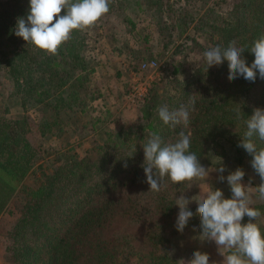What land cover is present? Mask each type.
<instances>
[{"label":"trees","instance_id":"obj_1","mask_svg":"<svg viewBox=\"0 0 264 264\" xmlns=\"http://www.w3.org/2000/svg\"><path fill=\"white\" fill-rule=\"evenodd\" d=\"M181 1L0 0V222L11 219L10 263L177 264L170 252L180 232L229 227L221 202L195 198L202 173L236 183L250 171L264 193V0H237L224 13L208 0H194L201 12ZM114 2L134 14L151 9L163 49L174 54L190 39L196 64L184 73L165 66L161 90L154 84L138 114L114 129L90 116L98 163L69 155L36 183L29 175L41 167L42 141L67 148L76 132L67 127L91 111L98 63L89 34ZM123 20L134 30V18ZM262 214L264 203L252 202L237 228L260 249L264 224L253 221Z\"/></svg>","mask_w":264,"mask_h":264},{"label":"rangeland","instance_id":"obj_2","mask_svg":"<svg viewBox=\"0 0 264 264\" xmlns=\"http://www.w3.org/2000/svg\"><path fill=\"white\" fill-rule=\"evenodd\" d=\"M236 1L208 0V4L212 5L217 13H224ZM181 2L186 4L185 0ZM188 2L190 3L189 7L194 12H201L205 8L201 1L191 0ZM114 5L111 7V11L103 9L101 14L98 13L94 16V26L89 34L90 52L96 57L98 63L93 77L92 91L95 98L91 103L93 105L91 111L88 112L89 115L83 116L78 113L76 120H72L67 127L69 133L76 131L67 139V143H69L67 148H64L61 140L56 138H48L42 141L37 162L40 163L41 167H37L35 172L29 175V179L36 183L52 174L53 170L63 161H66L69 155H75L83 164H90V167L92 164L98 163L100 153L95 149L89 117L100 116L104 129H114L118 123L133 119L138 114L140 103L148 95L154 84L155 87L159 88L158 91L161 90L159 80H156L163 74L164 70L151 65L143 69L141 68L143 62L151 63L154 61L157 65L164 64L168 73L174 67L180 68L179 73H184L196 64L199 55L190 39L184 41L183 37L179 38L176 43L184 41V44L180 49L175 50L174 54V49L171 47L168 50L163 49V42L160 39L161 36L158 35L159 31L155 26V17L151 9L145 6L143 9L145 11L134 14L129 8L123 11V7H117V2H114ZM125 14L136 20L134 30H131L130 26L123 20ZM145 35L148 37L146 38ZM154 81L156 82L153 83ZM134 87L140 93L143 92V96L138 98V92L134 89L135 93L129 98V92ZM1 101L2 98L0 97V104ZM29 115L33 118L37 117L34 111H30ZM81 123H86V127L81 128ZM82 134L83 137L81 138ZM100 141H102V137ZM224 173L227 174V172ZM201 175V185L195 186L193 190L195 198L196 196L200 198L201 195H207L221 202L220 206L224 210L221 214L229 227L218 233L220 236L219 247L223 250L233 249L236 251L234 256L228 254L230 259L224 264H264V249H260L258 245H248V241L237 237L239 218L250 210L252 202L264 203V193L261 195L257 193L256 185L250 183L252 173L245 171L244 175L247 179L239 176L236 183L228 180L222 181L220 174L218 175V171L214 169H209ZM228 175L231 176L232 174ZM235 177V175L231 176L232 179ZM262 188L264 190V186ZM14 210L15 214L19 213L16 206H14ZM7 216L4 213L0 222V264H13L8 261L5 253L6 237L4 236L3 225H7L11 220L7 219ZM253 223L263 225L264 214L259 215ZM197 231L193 227L180 232L178 236L173 238L170 254L177 261V264L182 257L181 248L191 245L192 236ZM186 253L190 256L189 252Z\"/></svg>","mask_w":264,"mask_h":264},{"label":"crops","instance_id":"obj_3","mask_svg":"<svg viewBox=\"0 0 264 264\" xmlns=\"http://www.w3.org/2000/svg\"><path fill=\"white\" fill-rule=\"evenodd\" d=\"M222 211H224L223 208H221V213ZM219 237V234H201L197 231L192 236L191 245L181 248L182 257L178 264H224L230 258L226 253L227 250L219 247ZM186 252H189L190 256Z\"/></svg>","mask_w":264,"mask_h":264},{"label":"built area","instance_id":"obj_4","mask_svg":"<svg viewBox=\"0 0 264 264\" xmlns=\"http://www.w3.org/2000/svg\"><path fill=\"white\" fill-rule=\"evenodd\" d=\"M152 64H153V65H152ZM150 65H151V66H156V67L159 68V69L161 68V70H164V68H165L164 64H163V65H162V64H161V65H160V64L157 65L154 61H152L151 63L143 62L142 65H141V68L145 69L147 66H150ZM135 88H136V87L132 88V90L129 92V95H128L129 98L132 97V95L135 93V90L138 92V95H137L138 98H140L141 96H143V95H142L143 92L140 93V92H139L137 89H135ZM134 89H135V90H134ZM139 90H140V88H139Z\"/></svg>","mask_w":264,"mask_h":264}]
</instances>
